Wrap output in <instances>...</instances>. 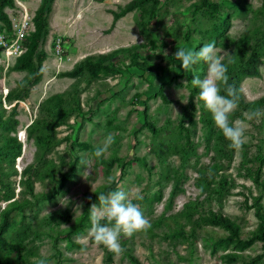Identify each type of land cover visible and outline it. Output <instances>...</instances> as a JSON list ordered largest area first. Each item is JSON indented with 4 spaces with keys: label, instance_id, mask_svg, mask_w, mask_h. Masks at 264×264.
I'll return each instance as SVG.
<instances>
[{
    "label": "rangeland",
    "instance_id": "obj_1",
    "mask_svg": "<svg viewBox=\"0 0 264 264\" xmlns=\"http://www.w3.org/2000/svg\"><path fill=\"white\" fill-rule=\"evenodd\" d=\"M131 1L52 0L32 57L41 65L36 83L13 65L26 50L40 0L0 9L10 23L6 29L0 20V119L14 122L9 132L0 122V211L10 208L0 264L43 257L50 264H264L259 241L235 250L222 228L205 221L209 210L221 213L238 225L241 240L256 230L254 197L264 208V163L254 179L264 116L247 122L242 150L230 149L191 84L208 65L185 72L174 57L179 47H202L206 30L228 22L218 57L235 72L246 61L258 71L238 79L230 119L264 109V0H209L218 6L213 14L199 0H156L154 11L145 0L114 16ZM85 61L92 65L79 69ZM108 133L115 143L97 159L93 149ZM110 158L118 161L101 163ZM82 159L87 169L78 167ZM106 186L138 191L143 199L134 202L151 222L146 232L121 236L120 255L88 235L89 210L98 205L93 193Z\"/></svg>",
    "mask_w": 264,
    "mask_h": 264
},
{
    "label": "clouds",
    "instance_id": "obj_2",
    "mask_svg": "<svg viewBox=\"0 0 264 264\" xmlns=\"http://www.w3.org/2000/svg\"><path fill=\"white\" fill-rule=\"evenodd\" d=\"M180 67L185 71L195 72V66L204 62L208 65V72L204 78L194 75L191 84L199 89V99L203 102L214 121L216 128L229 141L230 149L239 151L246 143L245 135L249 121L264 116V109H250L243 114L242 119L231 120L239 104V95L234 84H229L228 67L218 57L215 42L204 43L198 49L179 47L174 53ZM221 86L226 95H221ZM115 143V137L108 133L101 144L93 149V155L99 159L103 157ZM88 161L82 159L78 167L87 169ZM113 182L108 177V183ZM142 195L126 192L119 187L115 190L98 195V205L90 207L91 227L88 235L96 245H103L109 251L120 255L124 252L120 239L132 237L135 233L146 232L151 228V222L145 217L141 205ZM82 207V205H77ZM37 264H50L47 257L41 258Z\"/></svg>",
    "mask_w": 264,
    "mask_h": 264
},
{
    "label": "trees",
    "instance_id": "obj_3",
    "mask_svg": "<svg viewBox=\"0 0 264 264\" xmlns=\"http://www.w3.org/2000/svg\"><path fill=\"white\" fill-rule=\"evenodd\" d=\"M51 1L52 0H40L39 5L36 8V10L34 11V15L32 17V23H33L34 30L31 33L29 42L26 44V50L16 58L14 65H13L14 69H16V70H26L28 72L29 77L32 78V82H34V83H36L38 81L39 74L41 72V65H40L39 59L37 60L38 62L35 65L33 60H32V57L34 55L36 47L39 44V41L41 40V38H43L44 34L46 33L47 14L50 11ZM142 1H145V0H132L123 9H121L119 14H114V16H116V17L121 16L125 12L133 9L134 7L139 6L142 3ZM146 1L151 2V4H152L151 11H154L155 7L157 5V1L156 0H146ZM11 4H12V0H0V9H2L5 5H11ZM198 7L199 8L205 7L207 9V11H209V13H211V14L215 13L217 11V8H218L216 3L210 2L209 0H199ZM0 20L3 22V25L5 26L6 29L10 28L9 20L3 11H0ZM228 24H229L228 22H225V23L220 22L218 24H214L211 27V29L206 30L204 32V34L207 37L206 43L214 41L215 45H217V38L225 33V31L228 27ZM258 44H259V42H258ZM258 44L254 45L253 50L255 49V47H258ZM99 58L101 60H103L105 58V56L102 55V56H99ZM91 65H92V63L90 61H85L81 66H79V69L83 66H91ZM96 66L100 67V68H104V69H111L113 67L112 65L111 66H101L100 63H96ZM146 68L148 69V67H146ZM146 68H144V69H146ZM77 70H78V68H75L73 71L68 72L67 75L70 76L71 74L76 73ZM232 72H234L236 74H231ZM237 73H239V75H237ZM228 75H232V77L234 79L233 84L235 85L236 89H238L237 82H238V79H240V77H242V76H257L258 71L254 67L252 61H246V62H244V66H242L238 70V72H235V71H233L232 68L228 67ZM221 95H226V93L224 92V87H221ZM161 97L164 98V96L162 94H161ZM144 117L146 118L145 108H144ZM2 121H4V120L0 119V122L2 125L1 128L4 132H9L13 129V127H14L13 121H12V123H7L6 121L2 122ZM146 123L149 126V128L152 131H154L153 126L147 121H146ZM14 149L16 150V153H19L20 144L18 142H17V144H15ZM116 161H118L117 158H110L109 160H101V163L110 167ZM263 163H264V155L259 160V163H258V165L254 171L255 181H257V179L259 177ZM61 185H62V181L60 182V186ZM111 190H114V189L106 186V188H104L103 190L95 191L93 193V196L95 197L101 193H107L108 191H111ZM52 195H53V192H51L49 194H44L41 196L51 197ZM10 204H11V206L20 205L14 201L10 202ZM252 206L254 208V215L258 220V224H257L256 230L246 240H241L239 238V236H238V225L235 222H233L232 220H230L228 217L222 215L221 213L209 210L207 212V216L205 218V221L208 224L222 228L227 233V236L223 239V241L225 242V244H232L234 246L235 250H242L246 245H248L250 242H252L254 240L259 241L262 244V247L264 248V208L260 204V197L259 196L254 197V200L252 202ZM9 210H10V208H3L0 211V242L4 241L3 234L5 233V231H7V228H8ZM85 214H87V211L85 212ZM263 256H264V253H263ZM225 257L229 262L233 261L235 259V255L232 253L225 254Z\"/></svg>",
    "mask_w": 264,
    "mask_h": 264
},
{
    "label": "built area",
    "instance_id": "obj_4",
    "mask_svg": "<svg viewBox=\"0 0 264 264\" xmlns=\"http://www.w3.org/2000/svg\"><path fill=\"white\" fill-rule=\"evenodd\" d=\"M22 27H23V26H22ZM21 31H22V30L19 31V32H20V35L22 34Z\"/></svg>",
    "mask_w": 264,
    "mask_h": 264
}]
</instances>
